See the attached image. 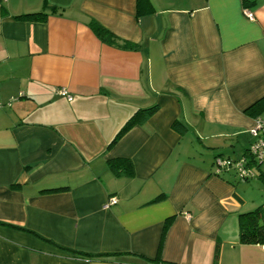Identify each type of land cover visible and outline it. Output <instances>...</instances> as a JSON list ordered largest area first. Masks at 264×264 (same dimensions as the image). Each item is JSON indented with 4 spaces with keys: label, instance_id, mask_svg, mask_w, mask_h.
Here are the masks:
<instances>
[{
    "label": "crops",
    "instance_id": "obj_1",
    "mask_svg": "<svg viewBox=\"0 0 264 264\" xmlns=\"http://www.w3.org/2000/svg\"><path fill=\"white\" fill-rule=\"evenodd\" d=\"M148 1L0 0V264H264L237 224L264 205V161L248 185L213 171L253 141L264 0ZM92 20L138 49L105 43ZM119 157L132 176L112 172Z\"/></svg>",
    "mask_w": 264,
    "mask_h": 264
},
{
    "label": "trees",
    "instance_id": "obj_2",
    "mask_svg": "<svg viewBox=\"0 0 264 264\" xmlns=\"http://www.w3.org/2000/svg\"><path fill=\"white\" fill-rule=\"evenodd\" d=\"M144 1L146 3H149L148 0H138V3ZM1 7L3 11L6 10L3 5H1ZM149 10H152L151 6ZM138 12H140L139 9ZM46 17H47V13L42 10L38 12H29V13H22L19 15H15L13 16V19L19 21L42 22L46 19ZM89 27L98 38H100L102 41H104L107 44L115 45L122 49H130V50H137L139 47V45L136 43L124 39H119L116 35H114L112 32L104 28L96 21L93 20L90 21ZM158 108L159 106L157 104H153L151 106L139 108L135 110L134 113L127 118V120L118 130V132L116 133L114 138L110 141V143H108L107 148L111 147L118 139L121 138L123 134H125L133 126L143 125L151 116H153L158 111ZM244 112L254 117L255 119H260L261 121H264V118L261 117V114L264 113V97L260 98L252 105L247 107ZM172 127L175 128L176 130H180L181 128H184V125L178 121H174L172 123ZM254 141L255 138L253 137V141L250 143L249 147L245 149L242 155L238 158L223 157V156L221 157L219 155H216L213 159V166L216 167L215 160L218 157H220L221 159L226 158L231 163H235L243 158L246 159L251 158L252 156L250 157L251 154L249 153V149ZM250 162H253L252 158ZM260 164L261 163L254 165L255 175L251 178H247L242 182H248L254 179L258 174L257 171H259ZM109 166L112 172L116 176H124V175L132 176L134 173L133 163L128 158L119 157V158L110 159ZM229 174L235 176V178L239 182L241 181L236 176L235 171L232 170L230 171L228 170V172L223 171L222 173L218 174V176L225 178V176ZM259 176H262V174H259ZM237 224H238V235L240 242L244 244H264V205L257 206L252 210L239 213L237 215ZM164 231H165V226L163 229V233ZM79 254H84L86 256H93L92 254H86V253H79Z\"/></svg>",
    "mask_w": 264,
    "mask_h": 264
},
{
    "label": "built area",
    "instance_id": "obj_3",
    "mask_svg": "<svg viewBox=\"0 0 264 264\" xmlns=\"http://www.w3.org/2000/svg\"><path fill=\"white\" fill-rule=\"evenodd\" d=\"M244 14L249 18L252 17L248 11H244ZM59 94L63 97H66L67 99H71L69 93L63 88L59 90ZM250 133L255 138V141L251 144L249 149V153L251 154L250 157L252 156L251 158L253 159V162H250L251 158H243L235 163H231L226 158L221 159L218 157L215 160V174L218 175L223 171L228 172V170H232L235 171L236 176L241 181H244L247 178H251L255 175L254 165L264 161V121L255 119V125L250 130ZM116 202L117 199L114 196H111L107 199L104 206L107 207L109 205L115 204Z\"/></svg>",
    "mask_w": 264,
    "mask_h": 264
},
{
    "label": "rangeland",
    "instance_id": "obj_4",
    "mask_svg": "<svg viewBox=\"0 0 264 264\" xmlns=\"http://www.w3.org/2000/svg\"><path fill=\"white\" fill-rule=\"evenodd\" d=\"M190 135H191V140H193L192 145L195 147V149H197V150L198 149H202V150H205L206 149L207 150V148L204 149V145H206L207 142H203L204 145H201L200 142H199V140L196 138V135H193V133H190ZM228 142L229 141H226L225 144L228 145L229 144ZM222 144H224V142H222ZM250 182H254V181L250 180ZM250 182H248V183H250ZM238 184L248 185V184H244V182H242V181H240ZM246 206L247 207H245V208H252V206L249 203H247Z\"/></svg>",
    "mask_w": 264,
    "mask_h": 264
}]
</instances>
